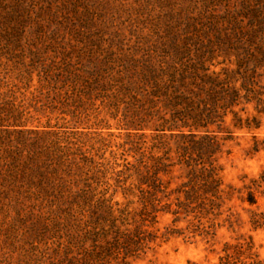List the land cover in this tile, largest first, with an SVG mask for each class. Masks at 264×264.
<instances>
[{"label": "rangeland", "instance_id": "rangeland-1", "mask_svg": "<svg viewBox=\"0 0 264 264\" xmlns=\"http://www.w3.org/2000/svg\"><path fill=\"white\" fill-rule=\"evenodd\" d=\"M204 70L213 155L159 131ZM0 102V264H264V0H0Z\"/></svg>", "mask_w": 264, "mask_h": 264}, {"label": "trees", "instance_id": "trees-1", "mask_svg": "<svg viewBox=\"0 0 264 264\" xmlns=\"http://www.w3.org/2000/svg\"><path fill=\"white\" fill-rule=\"evenodd\" d=\"M206 71L204 70L202 75L181 76L166 88L165 108L171 109L173 113L170 119L160 118L164 124L160 126L159 131H170L172 135L177 131V135L183 140L182 144L187 148L213 155L219 144L210 127L219 121L222 122L225 112L238 106L244 96L240 89L232 86V78L228 75L222 79L219 74H208ZM221 111H224V114H221ZM11 119L16 121L12 110H6L0 102V147L10 145L13 135L27 133L21 130L22 125L10 122ZM249 125L248 123V127ZM5 153L7 154L8 150H5ZM9 156L13 157L12 154ZM9 156L0 155V162H5ZM15 159L16 157L12 163L16 162ZM4 166H8L7 163L1 167Z\"/></svg>", "mask_w": 264, "mask_h": 264}]
</instances>
